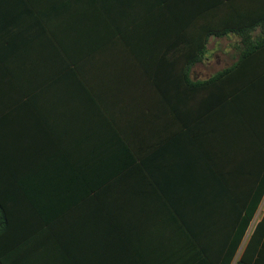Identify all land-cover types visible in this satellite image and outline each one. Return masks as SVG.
<instances>
[{
    "label": "crops",
    "instance_id": "0c3cea01",
    "mask_svg": "<svg viewBox=\"0 0 264 264\" xmlns=\"http://www.w3.org/2000/svg\"><path fill=\"white\" fill-rule=\"evenodd\" d=\"M235 1L264 18V0ZM85 3L0 0V229L5 211L19 239L47 230L38 240L72 247L28 258L35 264L198 261L190 238L222 243L240 220L233 199L245 196L244 186L216 192L214 165L260 159L226 113L222 85L208 83L238 61L211 74L191 63L195 87L167 99L132 48L70 45L83 36L77 23L102 20ZM258 197L253 227L264 217ZM252 264H264V230Z\"/></svg>",
    "mask_w": 264,
    "mask_h": 264
},
{
    "label": "trees",
    "instance_id": "16d2710c",
    "mask_svg": "<svg viewBox=\"0 0 264 264\" xmlns=\"http://www.w3.org/2000/svg\"><path fill=\"white\" fill-rule=\"evenodd\" d=\"M85 1L84 7L89 8L87 12L100 15L102 20L77 23L83 36L71 38L70 45L105 47L115 41L132 48L155 88L167 99H172L179 89L186 93L190 86L195 87L189 80V66L203 58L209 36H224L229 32L242 36L243 50L238 62L216 74L208 83L216 87L219 83L222 85L226 113H235L238 124L250 140V147L254 145L255 154L260 155V159L254 166L214 165L212 176L216 192L227 188L237 190L238 186L241 191L245 187L244 198L233 199L240 220L235 221V228L223 232V242L214 246L200 245L198 235L190 238L189 248L196 251L200 259L184 263L233 264L252 225L259 205L258 194L264 198V37L254 40L250 34L256 26L264 27V18L252 19L248 12L239 13L244 9L238 7L235 0ZM243 174L244 183L237 182V177ZM3 214L7 224L0 229L1 264L40 263L37 260L32 263L28 258L52 255L53 250L58 254H72V247L60 243L53 247L45 243V238L38 240L37 236L41 239L45 234V237L49 235L47 230L31 231L27 235L21 231L19 239L7 228L8 215L5 211ZM263 230L264 217L252 228L236 264H252L256 240ZM23 238L24 241L31 238L33 243L22 242ZM63 261L60 264H78L75 260Z\"/></svg>",
    "mask_w": 264,
    "mask_h": 264
},
{
    "label": "rangeland",
    "instance_id": "374dc122",
    "mask_svg": "<svg viewBox=\"0 0 264 264\" xmlns=\"http://www.w3.org/2000/svg\"><path fill=\"white\" fill-rule=\"evenodd\" d=\"M261 29L258 28L254 31H251L252 38L259 39L262 38ZM205 54L203 58L199 61L204 63L200 65V72L205 71L204 74L216 73L217 71L231 66L236 63L243 50L242 36L240 34L229 33L222 37H213L208 40L207 47L205 49ZM203 65V66H202ZM253 228V225L250 227L247 232V236L239 249L236 257L234 258L233 264H236L238 258L242 253V250L248 240L249 234Z\"/></svg>",
    "mask_w": 264,
    "mask_h": 264
}]
</instances>
